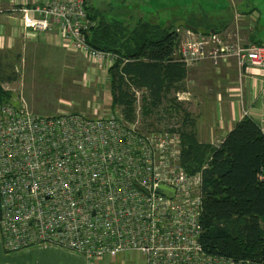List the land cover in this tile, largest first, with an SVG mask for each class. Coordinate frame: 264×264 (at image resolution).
I'll return each mask as SVG.
<instances>
[{"label": "built area", "instance_id": "2783aa9c", "mask_svg": "<svg viewBox=\"0 0 264 264\" xmlns=\"http://www.w3.org/2000/svg\"><path fill=\"white\" fill-rule=\"evenodd\" d=\"M14 12L24 35L56 33L67 51L81 54L109 81L117 56L88 44L96 21L85 0H43ZM200 37L180 43L174 54L180 63L189 69L236 61L244 74L259 71L264 94V43L248 44L238 30ZM134 91L139 99L141 91ZM92 108L91 116H40L23 96L1 106L4 250L50 245L89 262L137 254L143 264H246L203 249V175L182 166L177 130H144L119 109ZM160 186L173 197L160 194Z\"/></svg>", "mask_w": 264, "mask_h": 264}, {"label": "trees", "instance_id": "16d2710c", "mask_svg": "<svg viewBox=\"0 0 264 264\" xmlns=\"http://www.w3.org/2000/svg\"><path fill=\"white\" fill-rule=\"evenodd\" d=\"M86 9L96 21L87 37L88 44L117 56L109 69L111 108L121 110L127 120L135 121L134 90H137L143 93L146 116L162 109L165 102L182 112L180 126H165L172 128L171 131L177 130L181 136V162L185 171L203 175L200 240L203 249L235 261L264 264V132L261 126L245 116L221 144L199 142L190 114L175 97L186 90L188 68L174 56L180 47L179 33L173 30L174 26L166 28L139 19L131 28L117 18H108L92 5H86ZM186 23L194 29H205L206 35L211 31L221 33L209 24L206 16L197 24ZM189 27L186 26L192 30ZM14 80L11 76L5 78L0 68V108L13 97L3 84Z\"/></svg>", "mask_w": 264, "mask_h": 264}, {"label": "rangeland", "instance_id": "374dc122", "mask_svg": "<svg viewBox=\"0 0 264 264\" xmlns=\"http://www.w3.org/2000/svg\"><path fill=\"white\" fill-rule=\"evenodd\" d=\"M91 5L108 18H117L131 28L139 19L159 23L166 28L174 26L180 43L202 38L186 28L189 27L187 21L194 25L206 16L209 24L218 31L225 25H234L235 21L241 29L240 20L243 17L239 16L243 15L253 24L254 34L264 40V0H92L88 6ZM179 22H185L186 26L176 29L175 25ZM239 26L227 27L222 34H233ZM242 35L246 36L245 33ZM108 88V76L95 70L81 54H68L53 48L43 50L41 47L22 61L17 83L8 86L16 98L24 96L29 109L40 116L61 112L91 116L95 106L100 107L101 114H104L111 109V100L105 95ZM140 96L136 101V118L144 130L166 128V124L168 127L180 126L182 112L176 107L174 109L165 102L162 109L152 114L149 112L146 116L143 114L142 92ZM161 118L164 121H160ZM88 263L143 264V261L137 254H131Z\"/></svg>", "mask_w": 264, "mask_h": 264}, {"label": "crops", "instance_id": "0c3cea01", "mask_svg": "<svg viewBox=\"0 0 264 264\" xmlns=\"http://www.w3.org/2000/svg\"><path fill=\"white\" fill-rule=\"evenodd\" d=\"M43 0L0 1V68L2 75L15 77L13 82H5L8 89L19 79V68L25 58L36 49L53 48L68 54L56 33H29L24 35L20 25V16L14 12L20 5L33 6ZM240 15V14H238ZM243 17L240 25H225L221 33L235 26L241 38L248 44L260 45L264 40L258 38L253 24ZM237 18V17H236ZM245 33L246 36L242 34ZM245 71V70H244ZM105 73L104 71H102ZM106 74V73H105ZM109 84V81H108ZM259 71L242 73L236 61L222 62L218 67L204 62L188 69L185 82L186 90L175 95L177 102L190 114L197 138L201 143L221 144L235 125L245 116L254 119L264 132V94L261 92ZM105 95L112 102L110 89ZM24 97V96H23ZM12 98H16L14 95ZM106 99V100H107ZM0 264H89L82 255L55 246H42L19 252L7 253L0 241Z\"/></svg>", "mask_w": 264, "mask_h": 264}, {"label": "water", "instance_id": "95a60500", "mask_svg": "<svg viewBox=\"0 0 264 264\" xmlns=\"http://www.w3.org/2000/svg\"><path fill=\"white\" fill-rule=\"evenodd\" d=\"M91 1L92 0H85V3L86 5H90L91 4ZM182 26H186V23L185 22H179L175 25V28H179V27H182ZM188 27V26H187ZM190 29H192V31H196L195 33H198V34H201V35H204L207 33V31L203 28H197V29H194V28H191L189 27ZM174 31H171V33H173ZM211 33H213V31H211ZM158 192L162 195H165V196H168V197H173L174 195V191L165 187V186H160L158 188Z\"/></svg>", "mask_w": 264, "mask_h": 264}]
</instances>
